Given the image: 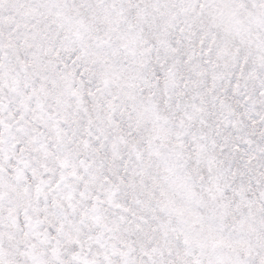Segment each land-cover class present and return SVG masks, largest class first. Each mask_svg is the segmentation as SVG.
Segmentation results:
<instances>
[{
	"label": "snow or ice",
	"instance_id": "snow-or-ice-1",
	"mask_svg": "<svg viewBox=\"0 0 264 264\" xmlns=\"http://www.w3.org/2000/svg\"><path fill=\"white\" fill-rule=\"evenodd\" d=\"M0 264H264V0H0Z\"/></svg>",
	"mask_w": 264,
	"mask_h": 264
}]
</instances>
